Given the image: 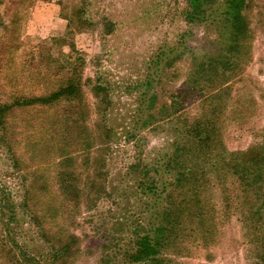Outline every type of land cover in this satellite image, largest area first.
Listing matches in <instances>:
<instances>
[{"label":"rangeland","instance_id":"374dc122","mask_svg":"<svg viewBox=\"0 0 264 264\" xmlns=\"http://www.w3.org/2000/svg\"><path fill=\"white\" fill-rule=\"evenodd\" d=\"M54 1L0 0V106L9 105L0 115V195L14 204L9 236L19 244L0 239V264H26L14 250L46 264L44 238L56 248L65 231L77 242L57 264H133L137 236L153 231L164 208L166 264L258 260L248 214L263 206L264 215V182L247 187L226 164L251 149L264 160V0H248L251 34L214 81L191 71L221 53V2L210 19L189 23L188 0H58L53 9ZM74 72L76 97L14 104L58 90ZM201 127L211 138L189 155V132ZM171 155L182 164L172 174L163 167ZM63 173L72 174L69 194ZM172 176L178 187L165 197Z\"/></svg>","mask_w":264,"mask_h":264},{"label":"trees","instance_id":"16d2710c","mask_svg":"<svg viewBox=\"0 0 264 264\" xmlns=\"http://www.w3.org/2000/svg\"><path fill=\"white\" fill-rule=\"evenodd\" d=\"M219 1V2H218ZM222 3L223 10L220 12L219 15V22L222 23V32L221 36L224 37V43L222 44V47L220 48V54L218 55V58L212 60V62L206 63V64H200V66L194 70L191 71L192 76L200 79V73L204 72L205 79H208L213 73H215L214 78L211 80H215L219 75H225L233 67H235V64L237 60L239 59V56L241 55L242 49L245 47V41L251 34V28L249 25L248 16L246 14V9L248 8V0H188L189 7L185 11V19L189 23H197V22H203L205 20H208L211 18V14L208 13V10L211 9L210 7H213L214 5L218 3ZM216 3V4H215ZM208 15V16H207ZM218 19V17H217ZM70 27V25H68ZM221 45V44H220ZM218 66V67H216ZM223 79V78H222ZM227 78H224L226 80ZM209 80V79H208ZM206 81L204 78H202V82ZM68 83L61 88H59L56 91H53L45 96H32V97H20L18 98L14 104L18 106H32V105H52L55 102H58L64 98H73L80 94V86L77 85V82H79V79L76 76V72L72 74V77L67 81ZM151 98H154L152 95ZM152 105V104H151ZM151 107V106H150ZM168 104H165L162 108H167ZM9 108V105H1L0 106V115H3L6 110ZM148 123V122H147ZM147 123H144V125H147ZM197 126L204 125L203 120L196 122ZM190 136L192 137V140H190L191 145L187 148V153L190 155L189 151L191 149H197L199 153H201V146L203 143L210 140V133L207 132V130L204 127H201L200 130L198 128H193L190 132ZM185 145H177L175 149V155L178 153V151L184 150L182 148ZM197 146V147H195ZM254 150L251 149L249 156L242 154L241 157H238L236 159V163L227 162V172H231V174L236 175L238 180H242L245 182L247 187L254 188L256 185L261 187V183L264 182V160H260V158L257 157V154L253 156ZM245 156L250 157L249 161H244ZM67 162L71 161L70 156L66 158ZM164 170L165 168L169 171L170 174H172V170L180 168L182 164L177 160L176 156L171 155L169 157V160L167 162L164 161L163 163ZM68 175V173H67ZM66 173H63L61 176V182L60 187L66 191V194H69L73 187L71 184L68 183V181L71 182L70 179L72 174L67 176ZM179 177L172 176L169 182H163V188L162 192L166 193L164 194L165 197H169L170 190H173L172 188H175L176 181L180 182L181 179L186 177V175L183 172H178L177 174ZM168 181V180H167ZM178 185V183H177ZM148 187V183L145 185ZM178 187V186H176ZM262 188V187H261ZM150 191H153L154 194H157L156 192V186L155 184H152L151 188H149ZM248 192L247 190L245 191ZM65 194V195H66ZM248 194V193H247ZM10 197L5 196L2 194L0 195V219L2 222H6L4 229H3V235H1L0 239H2V244L4 246H7L6 241L11 238L12 236H9L12 232V221H15V211L13 209L14 204L9 203ZM264 205V203L262 204ZM257 208L256 210H252L249 216V221L253 222V229L252 231L254 233H259L258 235H255L256 241H261L263 246V254H264V215L262 214L261 208ZM11 212V214L8 215L7 212ZM169 210L163 209L161 212V215L163 218L156 224L153 231H147L145 234H140L137 236L135 242H134V250L130 252L129 255V261H131L133 264H166L165 259L162 257V248L163 245L159 238L162 237V234L166 231V228L164 226L165 219H169ZM164 221V222H163ZM160 223V224H159ZM63 232V231H62ZM46 233V232H45ZM44 233V234H45ZM65 236L63 239H65V242H63L62 246H57L54 248L53 243L49 238H44L50 248V258H48V262L46 264H57L60 261L64 260L67 256L71 255L72 251V244L75 243L76 237L71 234L69 231H65ZM60 235H62L60 233ZM161 235V236H159ZM159 236V238H158ZM67 241V242H66ZM77 242V241H76ZM13 243L15 244V250L18 247L19 244L16 240H13ZM9 245V243H8ZM11 248V247H10ZM12 249V248H11ZM14 250V255L16 258L20 260V256H22L26 264H37L35 262V258H33L31 255L27 254L26 251L20 250L19 255H16ZM261 251V250H260ZM260 256V254L257 256V258ZM43 264V263H39ZM251 264H264V255L260 256L258 260H255Z\"/></svg>","mask_w":264,"mask_h":264},{"label":"crops","instance_id":"0c3cea01","mask_svg":"<svg viewBox=\"0 0 264 264\" xmlns=\"http://www.w3.org/2000/svg\"><path fill=\"white\" fill-rule=\"evenodd\" d=\"M51 5V7H53V9L55 8H58V0H55L53 3H49ZM38 12V11H37Z\"/></svg>","mask_w":264,"mask_h":264}]
</instances>
